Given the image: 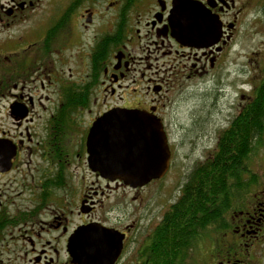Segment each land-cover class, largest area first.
Returning <instances> with one entry per match:
<instances>
[{
    "label": "flooded vegetation",
    "instance_id": "af4514ba",
    "mask_svg": "<svg viewBox=\"0 0 264 264\" xmlns=\"http://www.w3.org/2000/svg\"><path fill=\"white\" fill-rule=\"evenodd\" d=\"M178 3L219 30L205 48L174 36ZM249 24L264 29V0H0V264H79L81 255L108 264L117 254L114 264H264V177L232 186L227 203L221 188L181 252L165 235L191 179L182 167L173 178L167 111L189 82L219 74ZM249 71L264 82V65ZM247 92L238 115L255 102ZM114 109L162 121L171 151L162 178L132 188L90 169L89 131ZM87 227L106 242L84 246Z\"/></svg>",
    "mask_w": 264,
    "mask_h": 264
},
{
    "label": "water",
    "instance_id": "95a60500",
    "mask_svg": "<svg viewBox=\"0 0 264 264\" xmlns=\"http://www.w3.org/2000/svg\"><path fill=\"white\" fill-rule=\"evenodd\" d=\"M171 22L179 41L199 48H205L204 40L219 33L218 29L212 31L208 16L199 10H187L185 4L175 5ZM87 145L93 172L132 188L162 178L170 165L171 151L162 121L138 110L114 109L97 118L89 131ZM89 230L83 228L80 233L89 237L82 243L84 246L106 242L105 231L89 233ZM92 234L95 238L90 239ZM117 256L109 259L108 264H114ZM91 259L89 255L76 256L79 264H93Z\"/></svg>",
    "mask_w": 264,
    "mask_h": 264
},
{
    "label": "rangeland",
    "instance_id": "374dc122",
    "mask_svg": "<svg viewBox=\"0 0 264 264\" xmlns=\"http://www.w3.org/2000/svg\"><path fill=\"white\" fill-rule=\"evenodd\" d=\"M261 28L251 24L242 26L234 50L219 74L208 83L200 80L189 82L188 96H182L180 106L168 109L171 141L178 147L175 158L177 170L173 178L179 167L183 171L188 169L190 178V174L192 176L219 149L225 131L230 128L227 125L239 116L238 105L243 102L242 94L252 89L258 96L263 94V83L258 79L252 80L250 75L253 73H249L252 65H264V29ZM260 51V55L254 54ZM240 110L242 113L245 109L242 106ZM246 168L252 174L247 173L243 183L247 182L245 178L264 177V146L256 149L254 157L247 161Z\"/></svg>",
    "mask_w": 264,
    "mask_h": 264
},
{
    "label": "trees",
    "instance_id": "16d2710c",
    "mask_svg": "<svg viewBox=\"0 0 264 264\" xmlns=\"http://www.w3.org/2000/svg\"><path fill=\"white\" fill-rule=\"evenodd\" d=\"M262 85L263 94L257 95L255 102L233 120L214 156L193 172L188 182V197L176 207L175 223L170 226L173 231L165 233L168 238H176L177 252L182 251L181 246L186 239L189 245L204 227L207 220L202 214L215 208L221 188L227 203V191L232 186H242L243 173L248 172L247 161L254 157L257 148L264 146V82ZM232 181L234 183L227 186ZM171 218L168 215L166 223L170 224ZM168 224L163 226V231L168 230ZM167 245H170V240Z\"/></svg>",
    "mask_w": 264,
    "mask_h": 264
}]
</instances>
